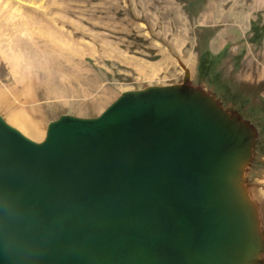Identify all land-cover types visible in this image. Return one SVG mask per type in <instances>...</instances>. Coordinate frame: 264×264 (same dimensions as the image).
<instances>
[{"label": "water", "instance_id": "1", "mask_svg": "<svg viewBox=\"0 0 264 264\" xmlns=\"http://www.w3.org/2000/svg\"><path fill=\"white\" fill-rule=\"evenodd\" d=\"M186 81L40 141L0 117V264H254L251 132Z\"/></svg>", "mask_w": 264, "mask_h": 264}, {"label": "rangeland", "instance_id": "2", "mask_svg": "<svg viewBox=\"0 0 264 264\" xmlns=\"http://www.w3.org/2000/svg\"><path fill=\"white\" fill-rule=\"evenodd\" d=\"M185 79L251 132L240 185L264 264V0H0V117L16 129L9 114L45 135Z\"/></svg>", "mask_w": 264, "mask_h": 264}, {"label": "bare ground", "instance_id": "3", "mask_svg": "<svg viewBox=\"0 0 264 264\" xmlns=\"http://www.w3.org/2000/svg\"><path fill=\"white\" fill-rule=\"evenodd\" d=\"M8 121L14 126H17V128L20 129V132L29 139L33 141H39L43 139L42 136L44 134L42 133L41 125L38 122L30 119L26 115L9 114ZM19 129L17 130L19 131ZM240 189L242 191L244 199L246 200L248 197L245 198L244 191L241 185Z\"/></svg>", "mask_w": 264, "mask_h": 264}]
</instances>
